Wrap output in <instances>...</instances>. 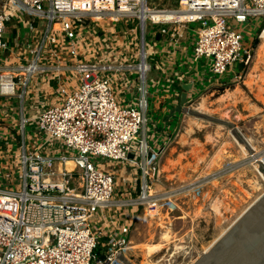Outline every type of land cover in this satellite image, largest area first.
<instances>
[{"label":"built area","instance_id":"1","mask_svg":"<svg viewBox=\"0 0 264 264\" xmlns=\"http://www.w3.org/2000/svg\"><path fill=\"white\" fill-rule=\"evenodd\" d=\"M18 9L30 17L31 32L36 31L37 21L44 28L26 43L31 60L7 64L3 34ZM167 12L185 13L192 20L154 18L155 13ZM259 16L264 18V0H186L177 9L152 5V0H0V97H23L24 91L18 93L17 87L26 88L33 75L51 69H73L78 78L73 87L61 84L58 103L42 105L36 117L23 120V128L25 122H36L35 128L43 133L36 150H28L23 131L20 150L5 154L9 150L3 152L5 139L0 134V155L11 160L10 168L0 172V264H125L116 255L121 251L127 257L133 225L120 222L118 230L104 232L96 226L100 210L132 208L136 213L142 207L155 216L176 196L175 190H156L159 155L148 145L145 133L151 68L148 24L200 23L194 59L209 58L210 71L220 75L238 62L247 65L252 57L230 20L245 23ZM114 18L137 21L138 64L82 58L78 45L82 29ZM44 53L55 59L65 53L73 63L70 68L42 65ZM111 71L138 72L135 103L120 102L107 75ZM70 160L72 169L67 166ZM99 160L133 170L130 177L120 176L119 193L115 194L117 173L100 170ZM9 201L16 205L13 212L6 205ZM125 217L135 220L130 213Z\"/></svg>","mask_w":264,"mask_h":264},{"label":"rangeland","instance_id":"2","mask_svg":"<svg viewBox=\"0 0 264 264\" xmlns=\"http://www.w3.org/2000/svg\"><path fill=\"white\" fill-rule=\"evenodd\" d=\"M156 2L152 0V5L167 8L165 2L160 5ZM172 4L176 9L182 6L181 0ZM18 12L23 11L18 9ZM14 23V19L7 22L3 34L9 45L14 39ZM230 24L242 33L243 46L252 51L251 60L247 65L238 62L225 74L215 75L210 71L209 58L194 59L199 72L195 77L196 89L200 94L190 108L214 119L194 113L174 115L171 127L174 129L179 123V132L159 157L161 176L155 187L158 191L175 190L176 196L172 197L170 206L164 205L155 216L145 208L139 209L132 226L131 249L127 252L132 264H194L264 193V173L257 162V159L264 161V60L257 57L262 40L256 43L264 18L252 17L245 23L233 19ZM199 25L195 22L192 27ZM158 27L149 23L148 31ZM18 28L21 35L29 31L21 22ZM263 32L264 29L261 37ZM139 35L141 44L140 32ZM150 39L147 32V40ZM192 54L194 58V49ZM137 59L141 62L140 56ZM151 116L149 110L148 117ZM36 125L34 122L26 128L28 150H36L44 138ZM16 142L20 145V140ZM250 148L254 150L253 156ZM97 166L102 171H118L115 194L119 193L123 187L116 165L99 160ZM75 181L78 185V177ZM7 206L13 212L16 205L9 201ZM151 248L154 250L149 251Z\"/></svg>","mask_w":264,"mask_h":264},{"label":"crops","instance_id":"3","mask_svg":"<svg viewBox=\"0 0 264 264\" xmlns=\"http://www.w3.org/2000/svg\"><path fill=\"white\" fill-rule=\"evenodd\" d=\"M176 1L157 0L156 5L165 2L164 5L167 8H174L172 3ZM185 3L186 0L181 2L182 8ZM22 14L18 13L14 17L16 22L12 24L14 39L12 45L7 44L8 49L4 57L7 64H17L23 60H31L32 55L26 50V43L29 39L38 37L37 33L44 28H42L43 23L38 24L36 22V31L34 33L31 32L27 19ZM20 22L23 23L24 28L29 29L24 35H21L20 28H18V23ZM192 24L169 23L157 25L159 26L158 28H153L151 32L148 31L149 35H151L147 46V62L151 66L148 72V99L150 103L148 111L151 110L152 116L151 118L149 117L145 126V133L148 145L159 157L161 153L165 152L164 149L174 138V132L179 125L178 123L176 128L172 129L171 123L174 116L168 120L172 108L178 103L179 87L186 83H192L189 99L197 98L200 94L196 89L197 79L195 78L199 76V72L195 68V60L192 54L199 27L194 28ZM162 28H166L167 32L161 33L160 30ZM263 29L264 24L261 25L260 34L258 33L259 35L257 34L256 38V41L260 42L262 40L261 44L264 41V32L261 37ZM158 33L161 34L159 37H157ZM78 45L81 49L82 58L85 60L103 61L108 58L114 63L138 64L140 35L134 21L126 22L117 18L99 21L82 29ZM106 52L110 54L107 57H105ZM40 63L42 65H62L70 68L73 60L69 59L65 53L60 55L58 59L50 57L48 53H44ZM107 75L111 78L114 92L120 102L124 105L135 103L138 72L111 71ZM63 83L68 85L67 87H73L74 83H78V78L73 69H65L62 72L51 69L44 73L33 75L26 88L17 87L18 93L21 90L24 91L23 97L16 95L0 97V134L5 139L3 152L8 149V153L12 152L14 154L20 150L22 132L24 131L26 134L28 132L26 128L29 125L25 122V127L23 128V120H32L34 116L36 117L42 105L58 103L62 98L59 88ZM18 140H20V145L16 142ZM15 145H18L17 148H14ZM10 161L8 156L0 157V172L10 168ZM115 169L119 170V175L122 177H130L133 173L131 168H124L118 165L115 166ZM116 172L118 174L117 170ZM125 213H130L135 219L138 212L135 213L132 208L112 207L102 209L99 212L100 219L96 226L104 232H108L118 230L120 222H127L133 225L135 220L130 222V220L126 219Z\"/></svg>","mask_w":264,"mask_h":264},{"label":"water","instance_id":"4","mask_svg":"<svg viewBox=\"0 0 264 264\" xmlns=\"http://www.w3.org/2000/svg\"><path fill=\"white\" fill-rule=\"evenodd\" d=\"M160 35L158 33L157 37ZM192 86V83H186L179 87L178 103L172 108L168 120L175 114L185 116L187 113L214 119L190 108L191 102L196 99H189ZM178 132L179 127L174 134L177 135ZM260 161L264 173V161L262 159ZM208 248L194 264H264V193ZM116 257L125 264H132L121 251Z\"/></svg>","mask_w":264,"mask_h":264},{"label":"bare ground","instance_id":"5","mask_svg":"<svg viewBox=\"0 0 264 264\" xmlns=\"http://www.w3.org/2000/svg\"><path fill=\"white\" fill-rule=\"evenodd\" d=\"M177 14V13H176ZM174 12H171V13H155L154 14V18L156 19V20H158V19H162V18H164V19H167V20H174V19H177L178 17H179V19H181L182 21H187V20H192V17L191 16H189L188 14H185V13H179V14H177L176 15ZM97 18H99V17H97ZM264 38V37H263ZM262 42V41H261ZM258 58H259V60L261 61V60H264V41H263V43L261 44L260 43V46H259V49H258ZM256 55V54H255ZM143 59H144V61H145V55H144V57H143ZM257 65V64H256ZM262 65V64H261ZM143 66H145V62H143ZM259 67V66H258ZM254 70V69H253ZM251 71V70H250ZM252 74V73H251ZM250 74V75H251ZM253 75V74H252ZM251 75V76H252ZM249 76V75H248ZM254 76V75H253ZM250 81H252V78H251V80ZM249 82V81H248ZM249 84H251V82H249L248 83V85ZM204 102V101H203ZM205 103V102H204ZM203 105V104H202ZM200 106H201V104H200ZM204 108V107H203ZM205 108H207L206 106H205ZM250 152H254V150H253V148H250ZM245 153H247L246 152V150L244 151ZM253 152L251 153V155L253 156L254 154H253ZM256 152V151H255ZM248 156V155H247ZM250 156V155H249ZM258 157V156H257ZM256 158V157H255ZM264 159V158H263ZM255 161H256V159H255ZM260 161V159L258 160L257 159V162H259ZM253 163H254V161H253ZM261 163V161L259 162V164ZM67 166H68V168L69 169H72L73 167H74V163H73V161H68L67 162ZM260 197V196H259ZM256 200V199H255ZM5 201V200H4ZM8 203V202H7ZM7 203H6V205H7ZM246 210V209H245ZM166 237L168 238V235H166ZM215 241H213V243H214ZM212 243V244H213ZM211 244V245H212ZM210 245V246H211ZM209 249V248H208ZM207 249V250H208ZM153 250H154V248H153ZM152 250V248L151 249H149V251H153Z\"/></svg>","mask_w":264,"mask_h":264}]
</instances>
